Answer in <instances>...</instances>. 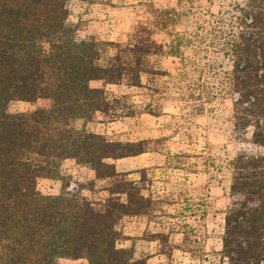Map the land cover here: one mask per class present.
Wrapping results in <instances>:
<instances>
[{
    "label": "trees",
    "instance_id": "trees-1",
    "mask_svg": "<svg viewBox=\"0 0 264 264\" xmlns=\"http://www.w3.org/2000/svg\"><path fill=\"white\" fill-rule=\"evenodd\" d=\"M199 1L178 0L181 8L152 3L151 18L138 21L126 41H114L81 37L68 0H0V264H147L133 246L118 245L126 236L117 225L124 216L150 214L152 198L109 160L145 153L150 141L111 140L86 129L97 114L115 120L133 113L125 95L109 96L93 80L143 86V75L169 76L196 113L224 95L234 129H251L252 142L264 146V0H219L217 12ZM180 24L192 28L178 31ZM161 30L169 42L154 37ZM166 55L179 59L175 73L164 66ZM38 99L48 105L8 110L12 101ZM66 159L107 180L106 197L95 201L67 190L68 183L58 194L42 193L38 179L63 180ZM229 165L221 264H264V154L240 151Z\"/></svg>",
    "mask_w": 264,
    "mask_h": 264
},
{
    "label": "rangeland",
    "instance_id": "rangeland-1",
    "mask_svg": "<svg viewBox=\"0 0 264 264\" xmlns=\"http://www.w3.org/2000/svg\"><path fill=\"white\" fill-rule=\"evenodd\" d=\"M199 2L213 12L219 9V0ZM152 3L181 8L178 0H68L69 19L79 25L81 37L126 41L138 21L151 18ZM184 27L192 28L180 24L176 30ZM154 37L169 42L172 36L161 30ZM110 52L108 48L104 56ZM162 61L174 73L180 66L179 59L171 55ZM221 61L225 63L218 56L216 62ZM142 79L143 86L91 81L93 86H103L109 96L125 95L133 113L115 120L97 114L85 122L87 130L103 133L111 140L150 141L145 153L109 160L142 185L154 205L148 215H129L120 220L117 227L126 237L118 245L133 246L135 257L147 256V264H221L225 260L221 253L224 215L232 201L229 162L240 151L264 154V146L252 142L251 129L244 135L234 129L232 103L224 95H218L205 105L204 111L196 113L193 102L186 105L180 99L174 78L143 75ZM46 105V99L12 101L8 110L26 111ZM141 168L145 169L144 177ZM60 171L63 180L41 177L37 188L54 195L63 183H68L67 190H81L95 201L106 197L108 181L94 179L88 166L66 159ZM157 232L165 237L154 239ZM58 263L88 264L84 258H60Z\"/></svg>",
    "mask_w": 264,
    "mask_h": 264
}]
</instances>
